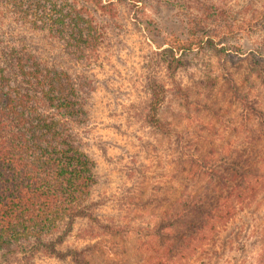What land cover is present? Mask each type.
Here are the masks:
<instances>
[{"label": "trees", "instance_id": "16d2710c", "mask_svg": "<svg viewBox=\"0 0 264 264\" xmlns=\"http://www.w3.org/2000/svg\"><path fill=\"white\" fill-rule=\"evenodd\" d=\"M182 2L188 26L196 25L199 31L220 19L219 11H212V0ZM0 15L8 26L17 23L44 33L56 52L19 33L0 34L2 263L35 264L38 256L56 257L64 264H95L91 258L101 240L116 235V248L130 240L124 255L131 249L136 254L133 260L116 259V264H170L198 254L215 227L231 218L234 206L254 199L264 187V107L236 77L224 75V95L243 110L246 147L213 157L198 148L183 151L185 146L179 145L180 160L188 163L184 185L165 210L144 226L101 218L93 200L96 161L86 140L96 80L83 70L97 59L103 37L99 23L82 0H0ZM197 36L195 42L162 49L167 81L149 85L146 100V122L177 141L187 137L186 128L177 129L173 118L162 115L165 95L173 94L185 109L201 105L202 88H209L206 97L212 96L208 77L197 82L194 93L195 84L186 86L178 79L180 67L188 62L186 51L199 44L217 49L210 33ZM70 63L79 70L65 67ZM246 72L249 82H254L253 76L264 82L259 60Z\"/></svg>", "mask_w": 264, "mask_h": 264}, {"label": "rangeland", "instance_id": "374dc122", "mask_svg": "<svg viewBox=\"0 0 264 264\" xmlns=\"http://www.w3.org/2000/svg\"><path fill=\"white\" fill-rule=\"evenodd\" d=\"M82 1L103 35L97 59L83 69L96 80L86 128L88 151L96 161L98 175L93 200L101 218L144 226L168 207L184 185L188 163L180 160L182 146L183 151L198 148L199 152L213 153V157L220 151L236 153L246 147L243 110L224 95V75L236 77L264 107V82L255 76L254 82L246 78L253 61L264 65V0H212V11H219L220 19L200 31L196 25L188 26V17L179 7L184 0ZM198 16L199 20L204 18L203 14ZM2 19L1 35L19 33L56 53L44 33L17 23L8 26L7 18ZM201 32L214 37L217 49L199 44L200 48L186 51L188 62L180 67L178 79L186 86L195 84L191 87L194 93L197 82L208 77L213 83L212 96L206 97L204 92L209 88H202L203 94L198 95L201 105L185 109L173 94L165 95L162 115L173 118L177 129L186 128L187 137L177 141L174 135L146 122L149 85L167 81L162 49L195 42ZM65 67L79 70L73 63ZM234 208L231 218L215 227L198 254L170 264H264V187L254 199ZM118 241L116 235L103 238L91 262L133 260L136 254L132 249L124 255L132 242L127 240L129 243L123 242L118 249ZM34 259L35 264H64L56 257Z\"/></svg>", "mask_w": 264, "mask_h": 264}]
</instances>
